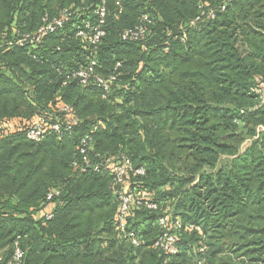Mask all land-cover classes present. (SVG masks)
I'll return each instance as SVG.
<instances>
[{
	"label": "trees",
	"instance_id": "obj_1",
	"mask_svg": "<svg viewBox=\"0 0 264 264\" xmlns=\"http://www.w3.org/2000/svg\"><path fill=\"white\" fill-rule=\"evenodd\" d=\"M103 1L94 50L76 32L98 22ZM66 8L75 16L64 28L17 44ZM145 15L146 37L124 40ZM91 58L115 75L107 97L68 78ZM263 75L264 0H0V259L20 237L24 264H264ZM63 104L72 128L29 140L36 116ZM86 135L92 160L126 155L145 174L116 185L80 169ZM124 189H146L158 205L133 207L126 233L117 223ZM165 212L182 222L177 253L155 245Z\"/></svg>",
	"mask_w": 264,
	"mask_h": 264
},
{
	"label": "built area",
	"instance_id": "obj_2",
	"mask_svg": "<svg viewBox=\"0 0 264 264\" xmlns=\"http://www.w3.org/2000/svg\"><path fill=\"white\" fill-rule=\"evenodd\" d=\"M225 6L222 7L224 9ZM106 6L103 1L96 9V14L99 16L98 22H92L91 20H85L82 26L77 27L76 35L82 37L84 42L88 44L94 50L100 44L102 37L105 35L103 28V22L106 15ZM209 17H214V10L209 11ZM75 16L73 9L66 8L59 15L51 16L46 14L39 28L32 34L23 35L17 42V44L23 45L25 42L39 44L48 35L53 34L64 28ZM151 19L145 15L141 21L132 28L126 29L122 38L124 40H143L147 35V23ZM98 61L95 58H91L85 66L79 69L71 71L68 78L79 79L82 85H87L91 82L97 84L103 93L104 97H107L113 87L115 75L109 73L107 76L97 72ZM120 65L117 63L116 68ZM258 84L255 91L258 95L259 105L264 104V75L257 78ZM258 105V106H259ZM255 108V107H254ZM60 114H39L36 116L35 121L31 123L26 132V136L29 140L39 141L43 139L48 133L55 132L59 137L65 132L69 131L73 124L77 122V118L73 113L72 108L69 105L63 104L60 106ZM264 128V127H263ZM91 137L89 135L84 136L81 139L79 145L80 152L83 154L82 163H80V169L93 170L96 172L109 173L113 176L116 185H124L127 182L128 176L131 172L134 174H145L143 167L135 168L132 160L126 156L121 157H103L99 154L96 157L100 160H92L89 156L88 149L90 145ZM76 165H79L76 163ZM52 194L48 196L50 199ZM143 205L150 209H156L157 204L151 200L150 193L146 189L140 190H122L119 192V207L117 212L118 229L126 233L128 218L131 216L133 207ZM48 218L53 217L52 210L46 212ZM159 223L163 226V235L156 241L155 245L161 247L166 253H177L179 247L177 245V235L174 230L182 226V222L179 219H172L169 213H164L159 218ZM190 229H198L199 226L194 224L188 225ZM134 244H139V240L134 232L129 233ZM25 251L22 248L20 237H18L13 243V250L8 259L4 261L0 259V264H24Z\"/></svg>",
	"mask_w": 264,
	"mask_h": 264
},
{
	"label": "rangeland",
	"instance_id": "obj_3",
	"mask_svg": "<svg viewBox=\"0 0 264 264\" xmlns=\"http://www.w3.org/2000/svg\"><path fill=\"white\" fill-rule=\"evenodd\" d=\"M259 128H260V129H264L263 126H260ZM258 130H259V129H258ZM247 145H249V142H248V141H246V142L243 144V148H245ZM165 211H169V209L166 208Z\"/></svg>",
	"mask_w": 264,
	"mask_h": 264
},
{
	"label": "crops",
	"instance_id": "obj_4",
	"mask_svg": "<svg viewBox=\"0 0 264 264\" xmlns=\"http://www.w3.org/2000/svg\"><path fill=\"white\" fill-rule=\"evenodd\" d=\"M54 205L49 204L48 207L45 209L46 211L53 209ZM42 212L40 211L38 214L40 215Z\"/></svg>",
	"mask_w": 264,
	"mask_h": 264
}]
</instances>
